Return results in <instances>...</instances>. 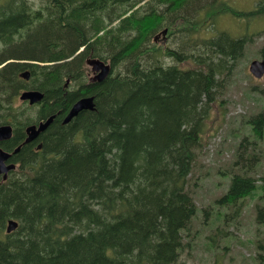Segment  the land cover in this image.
Segmentation results:
<instances>
[{"label": "trees", "instance_id": "1", "mask_svg": "<svg viewBox=\"0 0 264 264\" xmlns=\"http://www.w3.org/2000/svg\"><path fill=\"white\" fill-rule=\"evenodd\" d=\"M219 1L0 0V124L14 131L1 146L13 149L28 123L55 113L13 156L17 167L0 184V264H181L183 233L197 211L190 175L250 40L208 29ZM225 8L234 17L264 18V0L246 11ZM162 28L175 46L154 41ZM87 57L108 61L112 70L81 88ZM24 70L28 80L19 77ZM22 89L41 91V103L16 109ZM259 92L264 96V88ZM81 94L94 95L95 109L62 124ZM246 124L250 132L233 161L241 170L215 201L233 208L229 217L259 184L252 166L261 149L245 154L244 147L264 141V107ZM255 211L264 228V201ZM9 219L18 226L7 233ZM253 259L264 264V230Z\"/></svg>", "mask_w": 264, "mask_h": 264}, {"label": "rangeland", "instance_id": "2", "mask_svg": "<svg viewBox=\"0 0 264 264\" xmlns=\"http://www.w3.org/2000/svg\"><path fill=\"white\" fill-rule=\"evenodd\" d=\"M256 1L220 0L214 24H208V29L212 32L226 30L232 36L244 35L250 40L245 43L243 55L237 60L226 82L220 97L221 106H215L211 113L207 122L211 130L203 133V148L198 153L196 165L190 175L189 189L198 212L187 231L186 240L190 244L180 256L181 264H255L253 254L256 238L259 237V231L264 230L255 222V206L264 201V141L254 147L251 143L244 147L247 150L245 154H258L260 149L262 154L255 167L252 166V173L259 184L244 199L240 214L219 220L217 212L220 215L228 212L230 216L233 208L220 206L215 203V199L226 192L230 175L241 170L240 167L233 166V161L239 140L250 132L246 118L264 107V96L259 92L260 88H264V75L257 79L248 70L251 60L264 58L261 52L264 50V18L261 15L249 20L234 17L225 8L229 5L236 10L246 11L256 5ZM162 29L157 34H161ZM207 30L201 31V35L209 34ZM172 38L174 35L167 38L165 44L168 42L169 46H175ZM155 43L161 44V39ZM166 62L170 63L172 60L167 58ZM189 64L182 67H188ZM87 69L89 72V68ZM17 100L16 109L21 104ZM28 113L30 119H36V108ZM202 208H209L210 212L205 213L201 211Z\"/></svg>", "mask_w": 264, "mask_h": 264}, {"label": "water", "instance_id": "3", "mask_svg": "<svg viewBox=\"0 0 264 264\" xmlns=\"http://www.w3.org/2000/svg\"><path fill=\"white\" fill-rule=\"evenodd\" d=\"M166 30H164L165 32ZM86 63L91 66L92 71L96 74L90 78L91 81L101 82L104 80L111 72V66L108 63L98 59L89 58ZM252 74L256 77H261L264 73V61L253 60L249 67ZM23 78L28 79V71L22 72L20 74ZM43 94L37 90H26L20 95L21 100H28L30 104L34 102L41 101ZM94 108V96L81 97L77 100L72 107L69 109L67 115L65 116L63 122H68L73 116L77 115L78 112L86 109L93 110ZM53 115L49 116L45 121L39 122L37 125L32 124L26 127L25 131L27 136L24 143L35 139L41 132H43L47 126L52 122ZM11 136V126L8 124L0 125V141L10 138ZM19 146L16 147L12 152H7L0 148V173L3 174V179L6 178V174L10 169L14 168V163L5 164V161L14 153L19 150ZM17 222L13 219L7 221L6 231L10 232L15 229Z\"/></svg>", "mask_w": 264, "mask_h": 264}, {"label": "flooded vegetation", "instance_id": "4", "mask_svg": "<svg viewBox=\"0 0 264 264\" xmlns=\"http://www.w3.org/2000/svg\"><path fill=\"white\" fill-rule=\"evenodd\" d=\"M94 73L89 69V72H88V69H85V76H84V81H82L83 82V84H81L79 87H81L82 88V86H85L86 84H90V83H94L95 81H91L90 80V78L92 77V75H93ZM69 83H67V84H64V88H67V87H69V85H68ZM89 95H92V94H81V95H79V96H77L74 100H73V103L75 102V101H77L78 99H80L81 97H83V96H89ZM73 103H72V105H73ZM71 105V106H72ZM71 106L63 113V117H62V124H63V118H64V116L68 113V111H69V109L71 108ZM85 111H88V110H85ZM79 113V112H78ZM55 114V113H54ZM52 115V114H51ZM76 117V116H75ZM65 124V123H64Z\"/></svg>", "mask_w": 264, "mask_h": 264}, {"label": "bare ground", "instance_id": "5", "mask_svg": "<svg viewBox=\"0 0 264 264\" xmlns=\"http://www.w3.org/2000/svg\"><path fill=\"white\" fill-rule=\"evenodd\" d=\"M160 33L161 34H164L165 32H164V29H162L161 31H160ZM223 45V44H222ZM234 45V44H233ZM225 47V46H224ZM221 48V47H220ZM80 49H82V48H80ZM213 50V49H212ZM174 51V50H173ZM238 55V54H237ZM221 83V82H220ZM200 107V106H199ZM51 116V115H50ZM53 118H54V115H53ZM247 119V118H246ZM245 140V139H244ZM252 140V139H251ZM240 142H241V140H240ZM252 145V144H251ZM255 145V144H254ZM50 162V161H49ZM249 165V164H248ZM248 169H249V167H248ZM251 184V183H250ZM252 185V184H251ZM253 190H255V189H253ZM261 190V189H260ZM260 194V193H259ZM257 195V194H256ZM203 209V208H202ZM260 218V217H259Z\"/></svg>", "mask_w": 264, "mask_h": 264}]
</instances>
